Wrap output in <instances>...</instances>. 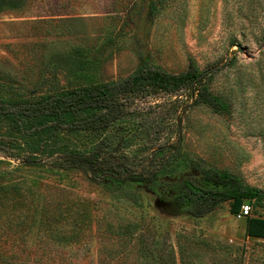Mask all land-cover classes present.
Listing matches in <instances>:
<instances>
[{"label": "rangeland", "instance_id": "rangeland-1", "mask_svg": "<svg viewBox=\"0 0 264 264\" xmlns=\"http://www.w3.org/2000/svg\"><path fill=\"white\" fill-rule=\"evenodd\" d=\"M164 1L151 22L148 0H13L0 7V83L49 94L114 82L138 68L140 47L149 65L171 73L187 71L191 57L200 71L222 69L211 87L231 97L232 114L187 111L164 173L188 171L191 160L202 159L264 189V43L257 42L264 0ZM82 60L91 65L87 75L69 68ZM152 101L159 111L167 97ZM175 134L170 141L178 145ZM99 138L63 135L79 147ZM117 196L80 172L0 156V264H141L148 226L157 238L168 236L161 249L175 264H264V239L247 237L245 215H232L228 203L201 219L174 218L151 196L144 214ZM256 214L264 218V209ZM128 224L137 228L132 237L123 234Z\"/></svg>", "mask_w": 264, "mask_h": 264}, {"label": "trees", "instance_id": "trees-1", "mask_svg": "<svg viewBox=\"0 0 264 264\" xmlns=\"http://www.w3.org/2000/svg\"><path fill=\"white\" fill-rule=\"evenodd\" d=\"M12 1L0 0V7ZM165 3L148 0L147 16L151 22L165 8ZM260 34L259 44L264 43V22ZM145 49L136 48L138 68L114 82L67 93L54 90L49 94L40 92L42 88L0 83V156L28 167L80 172L92 184L117 192L118 202L127 200L143 214L148 196L156 199L164 214L174 218L201 219L223 203H228L230 213L238 216L248 206L246 236L264 239V218L256 214L264 209V189L202 159L191 160L188 171L177 175L164 173L175 161L174 153L181 141V121L187 111L204 106L218 115L232 114L231 97L211 87L222 69L200 71L191 57L187 71L171 73L149 65L150 53L144 52ZM234 63L232 58L226 66ZM89 64L82 60L69 68L87 75ZM161 97H167L166 107L158 105L159 111L152 109V100ZM172 129L180 138L178 145L170 141ZM165 130L171 132L163 135ZM85 133L100 138L89 147L63 140L66 134ZM170 151L173 153L168 159ZM122 227L123 234L131 237L137 230L133 224ZM151 231L148 226L150 237L140 235L141 264H175L174 255L166 256L161 249L168 236L159 239ZM239 263L243 264V260Z\"/></svg>", "mask_w": 264, "mask_h": 264}, {"label": "water", "instance_id": "water-1", "mask_svg": "<svg viewBox=\"0 0 264 264\" xmlns=\"http://www.w3.org/2000/svg\"><path fill=\"white\" fill-rule=\"evenodd\" d=\"M237 50H238V52H240V53H243L244 52V48L242 47V46H238L237 47ZM181 145V141H180V144H179V146Z\"/></svg>", "mask_w": 264, "mask_h": 264}, {"label": "built area", "instance_id": "built-area-1", "mask_svg": "<svg viewBox=\"0 0 264 264\" xmlns=\"http://www.w3.org/2000/svg\"><path fill=\"white\" fill-rule=\"evenodd\" d=\"M249 212V207L248 206H244V213L243 215H247Z\"/></svg>", "mask_w": 264, "mask_h": 264}]
</instances>
